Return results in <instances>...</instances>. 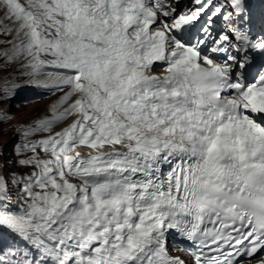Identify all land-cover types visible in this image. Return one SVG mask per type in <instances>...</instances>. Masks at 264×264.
Segmentation results:
<instances>
[{"label":"snow or ice","instance_id":"snow-or-ice-1","mask_svg":"<svg viewBox=\"0 0 264 264\" xmlns=\"http://www.w3.org/2000/svg\"><path fill=\"white\" fill-rule=\"evenodd\" d=\"M149 3L0 0L23 33L14 55L30 58L28 75L59 69L35 83L68 88L30 132L76 117L24 144L50 158L19 160L38 171L12 180L18 212L6 210L0 175V227L27 245L0 249V264H184L166 250L172 229L195 245L194 264H251L264 252V73L248 83L242 72L264 35L251 36L245 0ZM201 15L223 16L228 31L213 39L205 25L187 42ZM208 43L236 53L215 62ZM155 62L164 74H149ZM78 145L95 154H67Z\"/></svg>","mask_w":264,"mask_h":264},{"label":"rangeland","instance_id":"rangeland-1","mask_svg":"<svg viewBox=\"0 0 264 264\" xmlns=\"http://www.w3.org/2000/svg\"><path fill=\"white\" fill-rule=\"evenodd\" d=\"M10 18L0 5V117H6L0 119V175L5 177L10 190V202L6 210L18 212L22 201L18 199V186L14 185L12 180L14 176H27L33 171H38L34 164L21 165L19 160L33 156L39 159L47 157L41 146H37L33 152L30 148L25 149L24 144H34L45 139L50 136L51 131L54 135L60 130V125L67 120L71 121L73 116L54 124L48 131L30 132L31 128L37 126V121L52 115L50 108L56 100L28 98L21 94L22 88L36 78L28 75L30 67L27 62L30 58L24 54L14 55L15 45L20 43V40L14 39L18 33V24ZM26 131L30 133L27 136ZM12 205H15V208Z\"/></svg>","mask_w":264,"mask_h":264},{"label":"bare ground","instance_id":"bare-ground-1","mask_svg":"<svg viewBox=\"0 0 264 264\" xmlns=\"http://www.w3.org/2000/svg\"><path fill=\"white\" fill-rule=\"evenodd\" d=\"M25 61H26V59L24 60V62ZM71 151H74V148H71ZM44 159H49V158L45 157ZM3 229L6 230V231L0 230V243L3 246H10L11 248L27 246L26 242L22 241L18 235H16L15 233L11 232L10 230H8L6 228H3ZM11 238H13V239H11Z\"/></svg>","mask_w":264,"mask_h":264}]
</instances>
